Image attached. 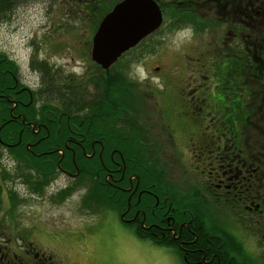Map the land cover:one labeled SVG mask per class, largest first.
<instances>
[{
	"label": "flooded vegetation",
	"instance_id": "obj_1",
	"mask_svg": "<svg viewBox=\"0 0 264 264\" xmlns=\"http://www.w3.org/2000/svg\"><path fill=\"white\" fill-rule=\"evenodd\" d=\"M199 3L204 16L221 24L217 92L210 94L214 79L206 75L200 82L197 78L194 82L178 79L176 92L160 101L153 100L143 87L118 84L115 90H122L115 95L119 106L108 113L102 108L111 102L109 77L116 72L95 69L93 63V74L86 79L81 75L77 81H83L89 91L93 116L105 118L100 129L108 135H92L89 147H98L99 158L104 147L110 152L118 147L157 152L152 161L156 193L139 188L134 173L125 176L124 164L110 159L112 153L111 163L103 171L110 183L124 177L122 186L115 187L127 193L126 200H137L141 191L153 198L157 214L156 224H152L157 234H169L173 247L168 248L182 264H264V0ZM0 59L9 61L0 64V115L13 123L3 129L18 134L17 141L0 140V264H66L65 258H53L44 245L48 235L35 227L46 218L45 206L62 207L72 197L77 189L67 197L61 190L73 182L76 171L59 169L63 154L58 147H54L59 155L54 161L57 168L49 171L44 163L52 159L47 155L53 150L31 151L28 141L22 142L23 150L19 136L39 133L44 138L49 128L63 133L65 128H48L47 123L54 108L60 109L64 103L52 92L46 93L50 91L44 88L39 65L33 67L28 61L29 69L38 73L35 85L26 82L27 74L12 58L0 52ZM39 101H48L51 108L33 122L30 109H36ZM60 115L68 121V113L59 111ZM96 129L91 127L93 133ZM66 131L69 136L64 146L69 143L81 148L76 127L66 125ZM32 155L42 170L32 165ZM60 175L66 176L62 184L55 182ZM194 201L195 213L191 210ZM138 212L141 210L134 209L131 217L116 216L124 227L130 226L131 233L133 228L144 231L149 228L142 223L144 217L140 223L134 221ZM59 221L55 225L65 226L64 220Z\"/></svg>",
	"mask_w": 264,
	"mask_h": 264
},
{
	"label": "rangeland",
	"instance_id": "obj_2",
	"mask_svg": "<svg viewBox=\"0 0 264 264\" xmlns=\"http://www.w3.org/2000/svg\"><path fill=\"white\" fill-rule=\"evenodd\" d=\"M18 1L21 3L0 19V52L23 68L27 83L37 85L38 78V73L29 69V60L45 61L51 69L58 68L59 74L73 75L74 81L93 74L88 58L90 36L102 14L118 0ZM198 19L214 26L204 24L197 33L190 25L168 28L164 19L156 33L113 63V83L143 87L153 100L160 101L176 92L178 79L194 82L197 78L200 82L206 75L211 80L208 62L213 58L211 49L221 46V24L218 28L213 17ZM65 180L66 176L60 175L55 182L62 184ZM87 188V183L78 186L62 207H44V221L48 222L42 221L35 228L48 235L44 245L53 258H65L66 264H182L172 248L156 247L135 237L111 211L91 215L79 210V200ZM60 219L65 226L55 225Z\"/></svg>",
	"mask_w": 264,
	"mask_h": 264
},
{
	"label": "trees",
	"instance_id": "obj_3",
	"mask_svg": "<svg viewBox=\"0 0 264 264\" xmlns=\"http://www.w3.org/2000/svg\"><path fill=\"white\" fill-rule=\"evenodd\" d=\"M156 1L157 5H159L161 15L163 16V20L165 19L167 21L166 25L168 28H180L183 26L190 25L194 31H201L203 29L204 24L207 25V27L214 26L210 21H208V24L204 21H200L197 17H207L204 16L200 11V0H154ZM21 3V1L18 0H0V19L6 18L9 13H11V9L13 6L18 5V3ZM19 3V4H20ZM109 7L107 8V10ZM214 9V8H213ZM197 20H196V18ZM211 17V16H208ZM207 17V18H208ZM162 20V21H163ZM216 21V20H214ZM217 27L219 23L216 21ZM212 24V25H211ZM161 28V26H160ZM159 28V29H160ZM158 29V30H159ZM157 31L152 32L151 34L147 35L143 40L137 43L136 46L131 48L127 51L131 52L137 49V46L144 42V40H147L148 37H151L153 33H156ZM220 49L219 46L217 48L211 49V52H213V58H210L208 62V74L212 76V86L210 87V94H215L219 87L217 86V70L219 69L220 64V58L222 56V53L218 51ZM125 53V54H127ZM124 54V53H123ZM121 54V55H123ZM2 56V55H1ZM229 58H231V54L228 55ZM32 61V60H31ZM3 63H9V61L5 59H0V64ZM32 66H38L40 68L41 73H43L42 81L44 83V88H49L48 91L52 92L55 97H58V101L61 100V103H64L63 107L60 109L54 108V115L51 117L49 115V118H51V121L47 123V127H55V126H61L64 129V132L58 131V133L54 132L52 129L49 128L48 130V136L44 138H39L40 134H25L21 133L20 136V146L21 149H24V146H22V142L28 141L32 143L31 151H40V150H53V153L48 154L47 157L52 158L51 160L44 163L45 168H47L49 171L53 170L54 168H57L54 161L59 159V155L55 154L54 147L60 148L62 152V157L59 159V169L68 170L69 172L76 171L75 178L73 179V182L71 184H68L66 188L61 190L62 196L67 197L69 196V193H71L72 190L77 189V187H81L82 183H87L88 188L84 190L82 193L81 199L79 200L78 205L80 206L81 210L85 213H89L93 215L94 213L103 211V210H109L115 213L117 216L122 214L123 217H131L133 215L134 209L141 210V213L136 215L134 221L140 223L141 218L142 223L144 225H148L149 228L142 231V229H132V233L137 235V237L141 240H144L145 242L152 243L157 246H163V247H173V242L170 241V236L166 232L157 234V229H155L154 225L152 223L156 224V207L157 205H154L155 202L152 197L147 195L146 193H143L141 191L140 196L137 200L135 198L131 197L128 200L127 193L122 192L118 187L122 186L123 178L122 180L119 178V173L117 175V181H113L110 183L108 179L105 178L104 175V165H108L110 154L112 160H115L117 162L124 164V169L126 170L125 176L128 174H135L138 179V187L142 188L143 190H149L153 191V178H154V171H153V158L157 155V152L155 150H147L139 148H130V147H121L116 148L114 150H109V148L104 147L100 150V158L97 156L98 147H95L93 149H90L89 147V141L92 135H100L102 137H107V131H104L101 128V126L104 123V117L103 115L99 116H93V110L90 101H89V91L85 90L83 81H73L74 77L71 74L68 75H61L58 72H54L50 68V64L47 62H43L42 60H37L34 62H31ZM228 66H232L231 59L227 61ZM93 64V62H92ZM113 65V64H112ZM110 65L108 69L111 68ZM92 66V65H91ZM95 69H99V67L96 65H93ZM230 72V69H226V72ZM120 79H122L121 76L117 75ZM116 76V77H117ZM114 75H111L109 78L112 79L110 85H108L109 90V99L111 100L110 104L107 106H104L102 109L109 112L116 111L118 108V101L115 97H113L114 94H121L122 90L118 91L115 90V87L117 88V84L113 83V81H116L114 79ZM88 80V79H87ZM116 85V86H115ZM131 83H128L127 87L130 86ZM61 87V88H59ZM50 110L51 106L48 101H39L38 107H32L30 110V117L31 121L34 122L37 118L43 117V110ZM6 109V108H5ZM41 111V112H40ZM64 112L68 113L69 117L67 118V122H65V117L63 115H60L58 117V113ZM37 113V114H36ZM74 113V115H73ZM37 115L39 117H37ZM13 123L7 116L0 115V126L2 129L0 130V140L3 142L7 141H17L18 140V134L16 135L15 132H5V128H9L12 126ZM66 125L68 126H74L77 129V132L80 133L79 143L82 144V147L78 148L76 146H69L70 144H66L67 147L64 146L63 142L64 139L69 136V132L66 131ZM96 126L97 129L95 130L96 133H93L91 130V127ZM114 134L113 137L117 136L116 132H112ZM6 135L10 136L7 137ZM7 137V138H6ZM76 137H79L76 135ZM42 157H46V155H42ZM37 159L36 156L32 155V165L38 169L41 168V164L35 162ZM72 159V161H71ZM43 166V163H42ZM43 168V167H42ZM42 168L40 170H42ZM39 171V170H38ZM47 179H50V176L46 177ZM122 181V182H121ZM117 184L118 187H115ZM155 192V191H153ZM156 193V192H155ZM158 195V194H157ZM167 200V197H166ZM197 203H193L191 205V210L195 213V207ZM197 212H200L199 209H197ZM196 215V214H194ZM130 227V226H129ZM156 234V236H155ZM136 237V236H135ZM225 238V236H224ZM199 241V240H198ZM201 243V241H199ZM203 244V242L201 243Z\"/></svg>",
	"mask_w": 264,
	"mask_h": 264
},
{
	"label": "water",
	"instance_id": "obj_4",
	"mask_svg": "<svg viewBox=\"0 0 264 264\" xmlns=\"http://www.w3.org/2000/svg\"><path fill=\"white\" fill-rule=\"evenodd\" d=\"M162 15L154 0H118L102 14L90 36L88 58L100 69L117 61L160 27Z\"/></svg>",
	"mask_w": 264,
	"mask_h": 264
}]
</instances>
